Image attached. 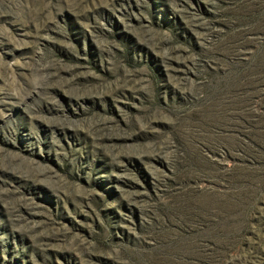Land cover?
I'll list each match as a JSON object with an SVG mask.
<instances>
[{"label":"rangeland","instance_id":"rangeland-1","mask_svg":"<svg viewBox=\"0 0 264 264\" xmlns=\"http://www.w3.org/2000/svg\"><path fill=\"white\" fill-rule=\"evenodd\" d=\"M0 264H264V0H0Z\"/></svg>","mask_w":264,"mask_h":264}]
</instances>
